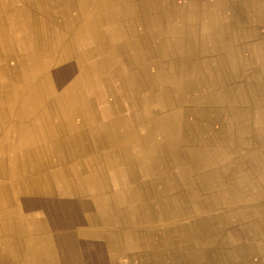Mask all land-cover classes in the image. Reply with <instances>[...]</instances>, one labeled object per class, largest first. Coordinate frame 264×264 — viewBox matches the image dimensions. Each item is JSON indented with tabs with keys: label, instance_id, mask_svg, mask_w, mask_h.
Here are the masks:
<instances>
[{
	"label": "crops",
	"instance_id": "1",
	"mask_svg": "<svg viewBox=\"0 0 264 264\" xmlns=\"http://www.w3.org/2000/svg\"><path fill=\"white\" fill-rule=\"evenodd\" d=\"M12 1L92 26L45 106L0 77V264H264V0Z\"/></svg>",
	"mask_w": 264,
	"mask_h": 264
},
{
	"label": "bare ground",
	"instance_id": "2",
	"mask_svg": "<svg viewBox=\"0 0 264 264\" xmlns=\"http://www.w3.org/2000/svg\"><path fill=\"white\" fill-rule=\"evenodd\" d=\"M36 1H39V0H36ZM98 1L100 2L99 4H102L103 2H105L103 0L101 1L98 0ZM14 3L15 1H12L11 3L8 4L11 9L10 12L13 13V18L8 21L0 18V77L2 79L3 78L12 79V85H11L12 89L9 90L7 93H5L4 101L8 109H11L15 106L13 102H15L17 98L20 99V101H23L22 104L19 102V104H21L22 110L24 107H27L30 110L34 108L38 109L40 107L45 106V104L49 103L50 98L52 97V91L50 89H47L48 87L43 88V85H42V84H46L48 81H51L50 74L51 73L53 74V72H55V69L51 68V72L48 73L49 72L48 68L50 67V64L53 62L54 59L56 60V58L62 62L69 60L70 58H73L74 61L82 60L84 58L83 54H85V52H79L80 50L75 51V45L77 44V42H79L77 41L79 33H87L88 31L85 32L86 29L90 30L92 25H90L89 23L90 21L89 18H86V20H84L82 23L81 22L77 23L78 20H76V24H75V21L73 20L68 23L65 22V24H63L62 27L59 24H54L53 22L52 24L53 26L56 27L55 29H59L60 32L62 33L60 40L55 42L53 39H50L47 36L46 34L47 31L46 33L44 32V29L49 28L48 24L50 22L46 24V21L41 18V14L43 13V11L44 10L46 11V9H44V6L42 4H35V6H33L34 7V11L32 10L33 16L30 15L28 16V18H23L20 14L17 13L16 10L13 9V7L15 6ZM84 8H85V5H84ZM8 30H14L16 35H12L11 33H9ZM67 34H69L70 37L66 41H64V37ZM108 35H109V38H112V35L110 33ZM61 43H63V46H62L63 50H61L60 53L58 51L56 52L55 50H57L58 46ZM29 60L32 61L31 62L32 64L30 67L26 66L27 65L26 62L27 61L29 62ZM70 70L71 69L69 68V71ZM82 70L84 71L85 69L82 67ZM27 83L29 84L28 86H27ZM3 84H4L3 86L5 87L9 86V84L7 85L6 81L3 82ZM26 102L28 103V105H25ZM47 128H48V125H47ZM252 128H254L253 132L256 133L257 132V130H255L256 127L254 126ZM235 133H236L235 131L229 130L228 134L230 136V139L234 138ZM9 139H13V133L10 130L4 133V136L0 139V143H4L6 140H9ZM251 139H252L251 135H249L248 132L245 133V130H243V135L242 137H240V139H238V141L241 143H248V142L251 143L250 141ZM254 140H258L260 141V143H263L264 137L256 136Z\"/></svg>",
	"mask_w": 264,
	"mask_h": 264
},
{
	"label": "rangeland",
	"instance_id": "3",
	"mask_svg": "<svg viewBox=\"0 0 264 264\" xmlns=\"http://www.w3.org/2000/svg\"><path fill=\"white\" fill-rule=\"evenodd\" d=\"M145 53H147V54H150V52H148V51H147V52H145Z\"/></svg>",
	"mask_w": 264,
	"mask_h": 264
}]
</instances>
